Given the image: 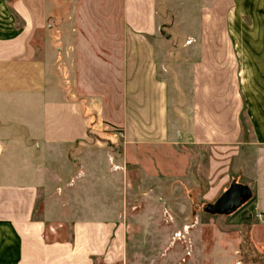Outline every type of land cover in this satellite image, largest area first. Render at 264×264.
<instances>
[{
	"label": "crops",
	"instance_id": "1",
	"mask_svg": "<svg viewBox=\"0 0 264 264\" xmlns=\"http://www.w3.org/2000/svg\"><path fill=\"white\" fill-rule=\"evenodd\" d=\"M187 22L169 62L158 0H0V264H126L97 136L147 179L200 152L196 174H237L264 229V0H205ZM62 148L84 155L58 187Z\"/></svg>",
	"mask_w": 264,
	"mask_h": 264
},
{
	"label": "rangeland",
	"instance_id": "2",
	"mask_svg": "<svg viewBox=\"0 0 264 264\" xmlns=\"http://www.w3.org/2000/svg\"><path fill=\"white\" fill-rule=\"evenodd\" d=\"M203 2L205 0H158L163 32L158 39L164 42L169 39L166 43L170 47L169 62L172 37L166 38L167 35L176 28L185 34L183 30L189 29L188 18L196 20ZM244 130L247 135L246 128ZM95 139L101 143L100 152L107 162L105 167L103 159L100 161V170L113 174L109 181L112 188L105 194L116 206L112 216L126 225V264H264V229L254 226L257 219L247 210L248 202L231 215L204 212L231 181H238L237 174L230 173L225 180L226 175L219 170L210 172L207 166L196 174L194 161L189 163V160L194 155L198 159L201 154L188 149V167L185 170L183 167L178 177L147 179L133 167L122 164L116 145L104 137ZM52 154L54 158L47 163L60 177L58 187H61L79 172L77 158L84 154L74 148L52 150ZM60 167H66V173H60ZM47 236L52 240L67 235L47 233Z\"/></svg>",
	"mask_w": 264,
	"mask_h": 264
},
{
	"label": "water",
	"instance_id": "3",
	"mask_svg": "<svg viewBox=\"0 0 264 264\" xmlns=\"http://www.w3.org/2000/svg\"><path fill=\"white\" fill-rule=\"evenodd\" d=\"M251 197L252 193L248 186L233 180L213 204L205 207V213L219 216L231 215L243 205V202L249 201Z\"/></svg>",
	"mask_w": 264,
	"mask_h": 264
},
{
	"label": "trees",
	"instance_id": "4",
	"mask_svg": "<svg viewBox=\"0 0 264 264\" xmlns=\"http://www.w3.org/2000/svg\"><path fill=\"white\" fill-rule=\"evenodd\" d=\"M250 200H251V199H250ZM250 200H249V201H250ZM249 201L243 202V204H245V203H247V202H249ZM204 212H205V209H204Z\"/></svg>",
	"mask_w": 264,
	"mask_h": 264
}]
</instances>
